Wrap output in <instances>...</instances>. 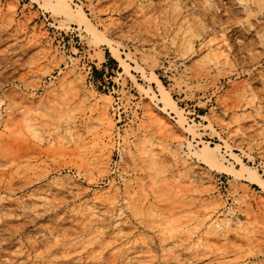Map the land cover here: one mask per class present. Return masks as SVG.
Wrapping results in <instances>:
<instances>
[{
  "label": "rangeland",
  "instance_id": "1",
  "mask_svg": "<svg viewBox=\"0 0 264 264\" xmlns=\"http://www.w3.org/2000/svg\"><path fill=\"white\" fill-rule=\"evenodd\" d=\"M46 2L0 0V264H264V0Z\"/></svg>",
  "mask_w": 264,
  "mask_h": 264
},
{
  "label": "bare ground",
  "instance_id": "2",
  "mask_svg": "<svg viewBox=\"0 0 264 264\" xmlns=\"http://www.w3.org/2000/svg\"><path fill=\"white\" fill-rule=\"evenodd\" d=\"M67 0H58L57 2L53 3L54 0H47L46 2V7L51 10H58V11H62L63 14H65V16H70L72 14L71 11V7L66 3H64ZM68 3V2H67ZM80 12V11H79ZM61 13V12H60ZM81 13V12H80ZM82 14V13H81ZM83 16V14H82ZM84 19V17H83ZM92 30L96 33L97 30H95L94 28H92ZM111 44V43H110ZM109 44V45H110ZM110 47V46H109ZM112 48V45L111 47ZM166 95V94H165ZM165 99H169L172 100L170 95L165 96ZM167 101V100H166ZM168 101V102H169ZM169 104V103H168ZM172 107L174 108L175 105L174 103L172 104ZM191 131L194 133L195 129L193 127H191ZM209 148H213L212 145H209L208 143L205 144L204 146H201L199 150H195L194 151V155L202 158L205 162H207L209 165H215V164H219L221 163V160L216 156V151L214 150H210ZM241 165L242 167L246 168V165L243 161H241ZM248 168V167H247ZM251 172V171H250ZM253 172H251L250 174H252ZM241 175V174H240ZM248 177V176H247ZM251 179H256V177H254V175H251Z\"/></svg>",
  "mask_w": 264,
  "mask_h": 264
},
{
  "label": "trees",
  "instance_id": "3",
  "mask_svg": "<svg viewBox=\"0 0 264 264\" xmlns=\"http://www.w3.org/2000/svg\"><path fill=\"white\" fill-rule=\"evenodd\" d=\"M114 61V60H113Z\"/></svg>",
  "mask_w": 264,
  "mask_h": 264
}]
</instances>
